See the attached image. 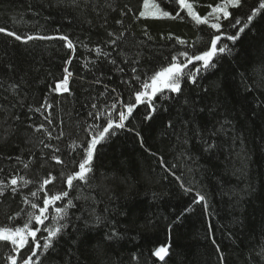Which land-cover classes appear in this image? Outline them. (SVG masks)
<instances>
[{
    "label": "trees",
    "instance_id": "1",
    "mask_svg": "<svg viewBox=\"0 0 264 264\" xmlns=\"http://www.w3.org/2000/svg\"><path fill=\"white\" fill-rule=\"evenodd\" d=\"M155 2L173 11L166 0ZM190 2L204 15L210 11L209 4L215 6L220 0ZM258 4L259 0H246L244 11ZM125 5L132 12L122 16ZM143 10V0H90L87 7L82 5L76 10L59 6L56 0H0V26L18 34H66L76 45L73 54L59 39L25 44L0 33V105H7L13 116L21 117L20 121L8 120L5 124L0 111V179L7 181L19 173L34 182L15 196L8 192L0 197V225L22 223L23 216L15 221L8 218L22 208L27 210L23 196L36 190L49 172L57 177L46 186L49 194L68 190L59 178L60 172L78 170L83 156L80 145L90 138L84 128L93 123L88 116L92 103L99 108L113 102L117 93L124 100L131 94L128 85L122 83L132 76L131 66L124 63L126 59L139 60L135 66L143 79L144 73L151 75L167 66L178 52L192 51L187 45L178 44L177 37L194 44L196 50L205 47L211 30L206 25H196L186 13H181L183 20L137 18ZM230 11L240 15L237 10ZM120 19L128 29L126 39L115 47L108 46L107 33L123 30L116 24ZM228 43L231 54L220 56L217 66L201 73L195 85L185 81L181 94L166 91L163 96L157 95L154 102L158 110L151 121L143 120L147 106H138L135 119L127 124L141 133L144 147L140 138L127 130H120L97 146L91 187L81 185L79 190L69 191L68 198H73L77 206L69 209L72 222L58 243L41 256L42 264H220L217 245L224 255V264H264L260 255L264 247V13L254 19L250 30L235 45ZM97 45L111 52L110 59H116L124 72L90 51ZM69 57L71 63L66 64ZM88 61L96 63L86 67ZM65 67L72 72L71 94L54 93L51 89L63 77ZM97 79L100 83H95ZM13 84L19 85L15 93L11 90ZM113 88L116 93L111 91ZM45 97L53 104L49 110L51 125L44 119L47 112L41 115L28 111L29 105L38 108ZM18 99L24 106L12 108ZM193 107L197 109L196 120L184 128L182 122L192 114ZM200 108L205 111L199 112ZM169 121L174 128L167 126ZM41 123L53 137L61 131L63 136L48 141L43 131L35 132L28 126ZM196 124L209 132L218 131L211 138L218 145L214 150L204 151L203 141L188 131L194 130ZM221 124L224 131H219ZM8 125L15 128L11 135L5 134ZM185 131L187 145L183 143ZM42 138L60 147L58 155L67 167L51 161L50 150H44L47 163L41 160ZM17 156L22 162L15 159ZM30 156L33 163L24 169L23 163ZM173 165L176 176L193 192L185 193L180 181L166 171ZM196 191L206 196L207 212L201 204L184 213ZM81 193L95 202L74 199ZM40 196L38 203L42 204L43 192ZM68 198L58 202V206ZM91 207L104 218L99 226H92ZM54 214L50 209L46 224ZM73 216L81 219H72ZM85 219L89 220V227H85ZM113 229L119 237L109 241L105 237ZM41 235L46 233L38 234V238ZM160 245L170 246L164 261L152 255ZM10 250L9 245L0 242V264H6L4 257Z\"/></svg>",
    "mask_w": 264,
    "mask_h": 264
},
{
    "label": "snow or ice",
    "instance_id": "2",
    "mask_svg": "<svg viewBox=\"0 0 264 264\" xmlns=\"http://www.w3.org/2000/svg\"><path fill=\"white\" fill-rule=\"evenodd\" d=\"M89 2L90 0H56L57 5L72 8L73 10L80 9L82 5L87 7ZM166 2L173 7L175 14H173V11L166 10L162 7L161 3H157L155 0H152L151 3L150 0H143L144 10L139 12L137 18L151 16L155 19L183 20L184 16H182L181 13L184 12L195 22L196 25H206L207 28L211 30L208 33V39L205 41V47L202 50H196L194 44H188L185 40L177 37L176 42L178 44L182 46L187 45L192 51L185 50L178 52V54L171 57L167 66L160 67L159 70L154 71L151 75L144 73L143 79L141 78V75L138 74V69L135 66L139 63L138 59H126L124 61L125 64L131 66L132 76L130 80L122 81V83L128 85L131 94L127 100H124L117 93L113 98V102L110 104H103L99 108L96 103H92V111L88 113V116L92 118L93 123L88 124L84 128V131L90 138L87 139L86 144L80 145L82 147L83 156L78 163V170L70 172L62 170L60 172L59 178L66 183L68 190L49 194L46 190V186L57 179L56 176H53L52 173L49 172L47 177L39 182V187L36 190L31 191L29 195L23 196L22 202L27 206V210L22 208L19 212L8 218L10 221H15L18 217L23 216L22 223L0 225V242H5L11 249L4 257L6 264H42L41 256L46 255L49 250L58 243L59 239L63 236L72 222L69 218V209L76 208L77 206L73 202V198H68L69 191L73 189L79 190L81 185L91 187L89 181L92 179L91 174L94 171L93 160L97 151V146L106 143L111 137L117 135L120 130H127L134 132L135 135L140 138L141 146L144 147V140L141 133L134 128H129L127 124L130 119H135L134 112L138 106H147V111L146 114L143 115V120L145 122L151 121L158 110L157 105L154 102L158 94L163 96L166 91L168 93L181 94L183 91V83L185 81L195 85L197 83V78L201 73L214 69L217 66L218 58L220 56L231 54L232 48L228 42L235 45L236 42L241 39L242 34H244L246 30H250V26L253 25L254 19L258 15L264 13V0H259L258 6L252 7L248 12L244 11L246 0H220L215 6L209 4L208 8H210V11L204 15L198 13L194 8V4L190 2V0H166ZM108 7L111 8V5L109 4ZM125 9L126 11L124 9L121 10L122 16L132 12V9L128 8L127 5H125ZM230 9L237 10L240 15L234 14ZM104 24H107L106 18ZM116 24L121 25L123 30L119 33L112 31L107 33L110 39L105 43L108 46L115 47L118 45V42L122 43L126 39L125 33L128 29L124 26L123 20H116ZM230 29H235V32H231ZM57 31L59 30L57 29ZM0 33H3L8 37H13L16 41L25 44L32 40L59 39L65 42L66 48L71 50L73 54L76 51V45L66 34H18L17 32L8 30L3 26H0ZM169 39H171V36ZM194 43H199V41ZM85 47H87V45H85ZM90 51L95 52L97 57L103 56L108 63L116 66L117 71L124 72V68L117 65L116 59H110L112 55L111 52L103 51L99 45L90 49ZM71 60L72 57H69L65 63L70 64ZM88 63L95 65L96 62L88 61L86 62V67ZM189 65H192L193 67L189 68ZM7 67L11 69L12 65H7ZM63 71V77L58 82H55V86L51 90L57 94H71L69 89V79L72 76V72L69 71L68 67H65ZM101 76H103L102 72ZM21 83H23V81H21ZM95 83H100V79H97ZM18 87L19 85L17 84L11 85L12 92L15 93ZM111 91L116 93L115 88L111 89ZM101 95H103V93ZM185 103H188V101L186 100ZM17 105L20 107L24 106L22 101L18 99L16 104H12L11 107L15 108ZM52 108L53 104L49 103L48 98L45 97L43 103L38 108L33 109V107L29 105L28 111L39 112L41 115H44V113L47 112V115H44V119L47 121L48 125H51L52 119L49 110ZM0 111L4 113L5 124H7L8 120L14 122L21 120L19 114L14 116L11 114L7 105H0ZM198 111L204 112L205 109L200 108ZM196 114L197 109L193 107L192 114L188 119H185L182 122L184 128H188L189 125L195 122ZM29 119H31V117H29ZM101 121H103V123H101ZM225 123L230 122L225 121ZM28 126L33 128L35 132L43 131L44 137L48 141L53 139L59 140L63 136V132L61 131L58 136L53 137L52 132L49 131L43 123L38 126ZM167 126L169 128H174L172 121H169ZM224 130V125L221 124L219 131ZM14 131L15 128H13L12 125H8V128L5 129V134L11 135ZM188 131H192L194 136L199 137L203 141L205 145L204 151H212L218 146L211 140L212 137L218 135L217 130L209 132L206 127H201L199 124H196L194 130L189 128ZM206 135L209 136V139H205ZM0 139H3V136H0ZM177 139H180L179 135L177 136ZM183 143L185 145L188 143L187 131L184 132ZM39 146L41 149L40 158L44 163H47V160L45 159L47 153L44 150H50V160L54 161L57 165H65L61 156L58 155V153L61 152L58 145L45 142V139L42 138L39 140ZM34 155L35 154L33 153V156ZM153 155H155V153H153ZM7 159H12V157H7ZM15 159L18 162H22L20 156L15 157ZM32 163L33 159L30 156L28 162L23 163V168L29 169ZM161 163L163 164L162 158ZM41 166L43 167V164ZM65 167L67 166L65 165ZM174 168L175 165H173L172 168L166 169V171L174 176L176 180L180 181V187L185 193L193 192L194 189L192 187L186 186L181 177L176 176L175 171H173ZM2 171L3 169L0 168V172ZM32 183H34L32 180L19 173L11 176L7 181L0 179V197H5L8 192L15 196L22 188H25ZM41 192H43L42 204L38 203V201L41 200ZM65 198H68L66 203L58 206V202L64 201ZM74 199H92L93 203L95 202L94 198L84 196L82 193L78 194ZM201 204L203 205L204 211L207 212L208 202L206 196L201 192L196 191L192 204L184 210V213L192 210L195 205ZM50 209H53L55 214L51 216L50 223L46 224L45 222L50 220ZM184 213H181V215H184ZM89 216L94 217L92 226H99L103 223L104 218L100 215H96L94 207L89 208ZM72 219L81 218L73 216ZM176 220L178 222L180 217L178 216ZM84 224L85 227H89V220L85 219ZM169 228H171V226H169ZM40 233H46V235H41L38 238V234ZM118 237L119 233L113 229L110 233L106 234L105 238L111 241ZM213 244H215L214 239ZM169 247V245L157 246L152 251V255L158 258L159 261H164L165 257L169 254ZM216 251L220 254V264H224L225 258L223 253L220 252L218 245L216 246ZM260 255L264 258V247H262ZM133 259H136V257L134 256Z\"/></svg>",
    "mask_w": 264,
    "mask_h": 264
},
{
    "label": "rangeland",
    "instance_id": "3",
    "mask_svg": "<svg viewBox=\"0 0 264 264\" xmlns=\"http://www.w3.org/2000/svg\"><path fill=\"white\" fill-rule=\"evenodd\" d=\"M152 1L150 0V3H151ZM148 17H151V16H148Z\"/></svg>",
    "mask_w": 264,
    "mask_h": 264
}]
</instances>
